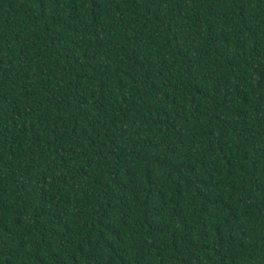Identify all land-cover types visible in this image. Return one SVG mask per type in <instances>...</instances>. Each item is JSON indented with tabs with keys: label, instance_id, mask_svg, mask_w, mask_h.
Segmentation results:
<instances>
[{
	"label": "trees",
	"instance_id": "16d2710c",
	"mask_svg": "<svg viewBox=\"0 0 264 264\" xmlns=\"http://www.w3.org/2000/svg\"><path fill=\"white\" fill-rule=\"evenodd\" d=\"M0 264H264V0H0Z\"/></svg>",
	"mask_w": 264,
	"mask_h": 264
}]
</instances>
